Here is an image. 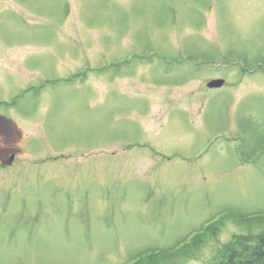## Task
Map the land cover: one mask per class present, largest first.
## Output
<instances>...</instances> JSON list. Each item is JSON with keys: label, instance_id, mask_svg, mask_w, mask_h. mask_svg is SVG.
<instances>
[{"label": "rangeland", "instance_id": "obj_1", "mask_svg": "<svg viewBox=\"0 0 264 264\" xmlns=\"http://www.w3.org/2000/svg\"><path fill=\"white\" fill-rule=\"evenodd\" d=\"M232 214H264V0H0V264H126L225 216L176 262L220 264L259 231Z\"/></svg>", "mask_w": 264, "mask_h": 264}, {"label": "trees", "instance_id": "obj_2", "mask_svg": "<svg viewBox=\"0 0 264 264\" xmlns=\"http://www.w3.org/2000/svg\"><path fill=\"white\" fill-rule=\"evenodd\" d=\"M231 217L237 220L238 224L241 222L248 229L254 227L259 228V231L247 235H236L229 242L223 244L220 253V264H264V214L246 215L243 218L239 214H232ZM221 218H225V216H221L210 226H204V228H207L205 230L204 228L202 229L204 231L201 235H204L208 230L211 232L218 230ZM201 235L195 234L191 236V240L189 239L191 241L190 244L194 243L192 246H196V242L199 241ZM187 240L184 239L179 245L177 244L157 252L154 249L147 251L126 264H175L179 261V254H184L183 259L186 257V253L183 251L191 246Z\"/></svg>", "mask_w": 264, "mask_h": 264}, {"label": "water", "instance_id": "obj_3", "mask_svg": "<svg viewBox=\"0 0 264 264\" xmlns=\"http://www.w3.org/2000/svg\"><path fill=\"white\" fill-rule=\"evenodd\" d=\"M223 81L222 80H212L208 82L207 86L208 87H220L222 85Z\"/></svg>", "mask_w": 264, "mask_h": 264}]
</instances>
